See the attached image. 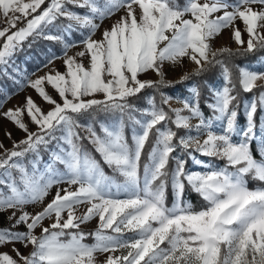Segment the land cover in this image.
Returning a JSON list of instances; mask_svg holds the SVG:
<instances>
[{"label": "snow or ice", "instance_id": "obj_1", "mask_svg": "<svg viewBox=\"0 0 264 264\" xmlns=\"http://www.w3.org/2000/svg\"><path fill=\"white\" fill-rule=\"evenodd\" d=\"M68 4L87 7L91 15L81 16L71 11ZM132 5H138L139 17ZM252 5L261 7L257 10ZM121 7L127 9L126 16L104 30L102 39L93 40L91 35L100 27L94 17L102 20ZM215 13L222 15L213 16ZM186 14L191 18L185 19ZM0 15L6 21L0 28L2 77L13 78L9 68L14 66V57L23 51L29 38L60 39L45 31L59 18L75 21L80 28L88 29V35L82 40L65 44V54L68 47L81 43L85 51L77 56L89 57L87 67L68 56L63 61L65 72L55 70L27 81L42 101L51 106L50 110L45 112L28 96L22 107L0 113L26 133L25 139L13 143L11 151L5 150L0 155V170H3L0 212L42 201L53 184L69 185L58 188L52 200L35 214L21 212L17 216L16 211H11L7 217L9 226L0 227V247L12 244L15 258L7 252L0 253V264H95V253L117 251L121 254L109 255L104 264H264V187L250 189L247 180L250 177L264 182V136L258 144L261 160L254 158L251 151V142L256 139L254 116L258 108L264 110V90L259 92L258 100L253 98L245 105L246 125L241 130L237 124L239 105L233 106L237 99L233 95V73L224 61L217 59L223 53L229 56L234 53L227 48L212 52L209 43L222 29L232 27L231 38L237 44H244L241 31L234 23L238 19L248 35L246 52L264 49V0H236L235 3L185 0L183 6L177 0H107L103 6H99L98 0H82V3L0 0ZM21 21L23 26L17 27ZM73 27L71 23L67 25L69 31ZM189 50V58L198 66L195 75L207 70L204 65L223 66L225 86L213 91V101L207 105L213 116L205 118L198 89L192 91L191 100L159 92V105L155 95L147 97L146 108H137L130 102L146 88L159 90L173 86L163 79L162 66L165 61L178 62L189 55ZM57 58L49 57L48 63ZM237 67V79L244 92L257 87L264 89V84L257 83L264 81V72ZM149 70L161 79L138 78ZM186 79L187 75L179 83ZM45 85L51 86L59 101L45 90ZM94 94H102L103 99H84ZM172 99L182 102L183 107L166 111L163 105ZM96 111L118 113L119 119L111 124L96 119L91 123L79 122L78 116ZM24 115L37 126V132L29 131L22 119ZM125 117L138 128L132 132L131 144L125 135ZM193 118L198 120L195 129L189 123ZM213 119L224 123L222 132L212 131ZM169 120L176 129L188 130V134L178 137L176 144L173 140L177 131L159 127L162 122L167 125ZM153 130L155 143L141 172L142 153ZM193 131L195 136L191 135ZM202 134L205 138L201 142L198 137ZM235 135L240 136L238 142L232 139ZM57 140L59 147L52 152L51 159L53 163L63 164L65 171L58 172L50 163L41 172L36 164L41 159L39 148H47ZM84 140L113 172L123 177V182H116L105 174L99 162L84 148ZM177 148L189 156L192 153L188 150L193 149L201 155L223 159L226 165L205 172H189L186 161L172 155ZM29 152L37 154L30 172L18 162ZM195 162L203 164L200 160ZM185 181L206 201L203 209L194 211L183 200ZM169 182L174 195L171 207L165 202ZM72 185L78 187L72 190ZM82 203L89 207L77 216L75 206ZM65 211L66 218L62 215ZM53 215V222L43 227L42 221ZM96 216L99 225L95 232L79 230L81 224ZM21 225L24 230H17ZM38 226L39 236L34 234ZM106 230L117 235H110ZM125 232L134 235L122 239ZM89 235L95 238V244L83 243ZM17 243L24 247L31 245L32 250L24 255L15 247Z\"/></svg>", "mask_w": 264, "mask_h": 264}, {"label": "rangeland", "instance_id": "obj_2", "mask_svg": "<svg viewBox=\"0 0 264 264\" xmlns=\"http://www.w3.org/2000/svg\"><path fill=\"white\" fill-rule=\"evenodd\" d=\"M78 3H82V0H77ZM107 0H98L99 6H103L106 4ZM199 2L203 3L205 0H199ZM230 2L235 3L236 0H230ZM185 2L183 3V5ZM182 5V6H183ZM67 7L81 16L84 15H91L89 12V9L87 7H75L72 4H68ZM135 14L137 17L140 15V10L138 5H132ZM253 8L259 9L261 6L260 5H252ZM231 10V9H229ZM127 9L125 7H121L118 11H115L114 14L107 16L105 18L101 19H96L94 17V22L99 24L100 27L91 35V38L93 40H99L102 39V33L106 29H110V27L116 23L122 16H126ZM216 15H222V13H215L213 16ZM185 19H190V15H185ZM73 24V30L69 31L67 29L68 24ZM235 27L239 28L241 31V36L242 40L245 42L244 44H237L234 39L231 38V33L233 31L232 27L222 29L221 33L217 35L216 37L212 38L209 43H210V48L211 51L213 52L215 49L222 47V46H229V47H238V46H247V40H248V35L247 32L245 31V26L243 25L242 21L236 20L235 22ZM47 34H51L53 36H58L60 39L58 40H48L44 38H37V39H32L29 38L28 41L24 43L23 46V51L22 53L18 52L16 56L14 57V66H11L9 68V72L11 73V77L13 78H8L7 77H2L0 76V100H3L2 105H0V113H3L4 111H7L8 109H15L17 107H22L25 101V98L28 96H31L33 100L44 110L45 112L50 110V105L47 103L43 102L42 99L38 96V94L35 92L34 89H32L30 86L27 85L28 80H35L36 78L40 76H44L45 74L49 72H53L55 70H59L60 72H65V67H64V59H66L68 56L75 57L77 62L83 63L85 67L88 66L89 64V57L85 55L84 57L77 56V53L85 51L84 45L81 43H77L72 47H68L66 50V54L64 52L65 49V44L67 42H72V41H80L82 40L85 36L88 35V29L86 28H80L78 25H76L75 21H69L65 18H59L58 21L54 22L52 26H49L46 30ZM167 35H171V33H167ZM29 44H31V47H29ZM0 45H2V41H0ZM163 47V44L160 45ZM57 56L59 58L53 60L51 63H48V59L51 56ZM191 55L190 50H189V55L182 57L178 60V62L173 63L169 61H165L163 66H162V71L164 73L165 78H176L181 76L183 73L186 71H190L193 68H195L197 65L196 63L189 58ZM211 55V52L209 53V56ZM47 64V66H43ZM240 67H244L250 71H255V72H264V55L260 56L258 59H256L253 62H248V63H243L241 64ZM19 69V71H17ZM159 75L152 70H149L146 73H141L139 74L138 78L142 81L146 80H152V79H157ZM260 82V81H258ZM257 82V83H258ZM225 86V80L223 76V72L219 78L214 80L213 82L209 83V87L211 90V100L208 102L211 103L213 101V91L214 90H219L222 89ZM186 87L188 91L186 93H181V92H176L175 94H170L166 91H163L167 93L168 95L172 97H180L182 99H192V91L196 89V86L193 81H189L186 83ZM45 90L49 92L54 98H56L59 101L58 94H56L52 89L51 86L45 85ZM264 90V89H261ZM260 90V91H261ZM259 91V92H260ZM150 95L146 96L147 97ZM259 96V94H258ZM103 99L102 94H94V96L91 97H84L85 100L87 99ZM254 97H248L243 99V109L245 108V105L248 104ZM169 106L171 108H182L183 104L182 102L172 99L169 101ZM148 107V104L146 103L145 106L141 108H146ZM182 115H188L187 112H182ZM213 112L211 114H204L205 118L213 116ZM174 118V117H173ZM22 119L28 124L29 131L35 132L38 130L37 126L28 119L26 115L22 117ZM119 119V114L115 115V117L109 121H105L109 124L113 123L114 121ZM99 121H104L102 119H98ZM81 124L84 123H91V120H79ZM190 126L195 129L196 124L198 123V120L196 118H193L189 121ZM126 124L129 125V133L130 136L132 135V132L134 130L138 131V128H135L134 125L126 120ZM238 127L242 130L245 125H246V119L245 121L239 123L237 122ZM211 126H212V131L216 133L222 132V128L224 126V123L222 121H218L213 119L211 121ZM159 127H168V125H160ZM262 127H264V110L261 111L260 114V124L258 128H255V134H256V142L257 144L261 143V137L264 136V131H262ZM169 128V127H168ZM83 131V130H82ZM99 132V130H97ZM8 133L11 134L10 138L8 136ZM85 134V133H84ZM188 134V130L185 129V131L180 135L184 136ZM59 135V133H58ZM191 135L195 136L196 133L193 131ZM26 133L18 128L12 121L9 119L5 118L3 115H0V145H3V147H0V155L4 153L6 149H9L11 151L13 148V143H19V141L25 139ZM199 140L202 142L205 136L202 134L199 137ZM234 141H239L240 136L235 135L232 137ZM59 140L55 141L52 146L49 147V153L46 157H43L40 155L38 152V155L41 159L36 160V164L41 172H43L47 166L52 163L53 167L57 169L58 172H64L65 167L59 166L56 162L53 163L51 156L52 152L59 147ZM66 147V145H65ZM151 151V150H150ZM191 152V159L193 160L194 164H191L186 167L187 171L189 172H205L209 171L212 169H220L225 167V164H218L210 159H207L204 156H201L199 152L194 151L193 149L188 150ZM37 154L35 153L34 155L30 153H26L25 156L19 158V163L26 167L28 171H31L32 168V162L36 159ZM200 160L203 162V164H197L195 161ZM259 160V159H257ZM148 162V161H147ZM146 162V163H147ZM232 170V169H229ZM13 175L18 176V173H13ZM108 176V175H107ZM110 177V176H109ZM0 178H3V170H0ZM113 179L112 177H110ZM115 180V179H113ZM116 182H123L122 180H115ZM69 185L67 183H60V184H53L52 187L48 190V194L43 198L42 201L36 202V203H28L24 205L20 209H14V210H5L3 212H0V227H7L9 226V221L7 220V217L11 214V211H16L17 216L21 214V212H27L30 215L35 214L39 211H41L51 200L52 198L56 195L57 189H65L68 188ZM78 187V185H72L71 189L75 190V188ZM258 187H264V186H255V189ZM63 194V192H61ZM174 203V200L172 204ZM169 205L168 207L172 206ZM89 205L87 203H82L80 205L75 206V215L81 216L83 215ZM201 210V209H200ZM199 211V210H196ZM63 217H67V211H65L63 214ZM54 220V215L51 218H45L42 221L43 227H48ZM99 225V217H93L91 220H89L86 223L81 224L80 226H85V227H94L96 229L98 228ZM19 231L24 230V226L21 225ZM108 234L110 235H117L115 233L107 231ZM41 233V228L38 226L34 230V234L39 236ZM133 233L131 232H125L122 236V239H129L133 237ZM67 237H65L66 239ZM83 243L92 245L96 243V240L94 239L92 242H85ZM166 245H162V247H165ZM12 244H7L3 247H0V253L7 252L8 254L12 255L15 258V253L12 252ZM19 251L24 254L28 255L30 253L31 245L28 247H24L21 244L17 243L15 245ZM120 251H117L115 253H107V252H97L95 253V264H104V261L109 255H120Z\"/></svg>", "mask_w": 264, "mask_h": 264}, {"label": "trees", "instance_id": "obj_3", "mask_svg": "<svg viewBox=\"0 0 264 264\" xmlns=\"http://www.w3.org/2000/svg\"><path fill=\"white\" fill-rule=\"evenodd\" d=\"M185 2V0H177V3L182 6L183 3ZM221 48H227L229 49L232 53H234V55L229 56L227 53H223L219 56H217L218 60L224 61L227 66L231 69L232 73H233V83L235 84V89L233 91V95H235L237 97L236 101L234 102L235 106L236 104L239 105L238 108V118H237V122L241 123L243 121H245V111L243 109V99L244 98H248L253 96L254 98H256L258 100V94L259 91L261 90V88L257 87L255 88L253 91L251 92H244L241 88V86L239 85L238 82V67L237 66H241V64L243 63H248V62H253L256 59H258L260 56L264 55V49H257L254 50L251 53L246 52V48L247 46H238V47H229V46H222L219 47L217 49H215L213 52L217 51L218 49ZM22 53V51L20 52ZM209 59H211V55L209 56ZM198 66H196L195 68H193L190 71H186L185 73H183L181 76L176 77V78H165L163 77V79L165 81H169L172 83L173 86L171 87H163L160 88L159 90H154L151 88H146L145 90L142 91L141 94L138 95V97L135 98H131L130 102L135 104L137 106V108H141L143 106L146 105L147 100H146V96L147 95H155V100L157 102V104H160V95L159 92H163L166 91L170 94H175L176 92H181V93H186L188 91L187 87H186V83L189 81H193L196 89L199 90V105L200 108L202 110V112L204 114H211L212 110L210 108L207 107V105L209 104V100H211V90L209 87V83L213 82L214 80H216L217 78H219L223 72V66L221 64H215L213 66H208V65H204V67L207 69L204 72H201L199 75H195V70L197 69ZM185 75L188 76V79L184 80L183 83H179V81H181L182 77H184ZM8 79V78H7ZM161 77L159 76L157 79H152L151 81H158L160 80ZM259 84H264V81H260L258 82ZM163 107L165 108V110L167 111L168 108H171L168 105H163ZM262 109L258 108L257 113L254 116V120L256 122V127H259L260 124V114H261ZM118 113H103V112H89V113H85L83 115L78 116V120H91L93 121V119H102L104 121H109L111 119H113L115 117V115H117ZM171 116V113L169 114ZM125 120H127V117H125ZM161 125H164L163 122ZM168 127L171 128L174 131H177V137L174 138L173 143L176 144L178 142V137L185 131V129H176L175 126L173 124H171V121L169 120V122L167 123ZM97 130H99V127L97 126ZM38 131V130H37ZM35 131V132H37ZM81 135H84V132L82 131V129H80ZM58 135V134H57ZM125 135H126V139L128 140L129 144H131V136L129 133V125L125 124ZM55 141L51 142L47 148H45L44 146H40L39 148V153L41 156L46 157L49 153V147L52 146L54 144ZM155 143V130H153V132L150 134V138L149 141L146 142V146L145 149L142 153V158H141V172L143 169V164H145L148 161V153L150 152L153 144ZM83 146L85 149L88 150V152L93 156V158H95L101 168L103 169V171L105 172L106 175L112 177L115 180H122L123 177H121L118 173L113 172L112 168H110L107 164H105L102 160V158L100 157V155L98 153H96L92 147L91 144L88 143L87 140L83 141ZM13 148V147H11ZM6 150H10L6 149ZM190 150V149H189ZM251 151L254 155V158L261 160V153L258 149V144L256 142V140L254 139L251 142ZM30 154L34 155L35 153L29 152ZM173 156H178L183 158L186 161V165L185 167L194 164L193 160L191 159V157L188 155V152L182 151L180 148H177L176 151L172 154ZM201 155V154H200ZM204 156V155H201ZM207 159H210L216 163H220V164H225L226 165V161L223 159H218V158H214V157H208V156H204ZM59 166H63V164H60L59 162H56ZM174 162L171 163V167H174ZM248 180V187L254 188L255 186L259 185V186H264V182H260V181H256V180H252L250 177L247 178ZM174 200V195L172 193V188H171V183H168V186L166 188V205L169 206L172 204ZM183 200L188 202L191 206L192 209L194 211L196 210H200L203 209L206 206V201L203 200V198L201 197V195L199 193H197L196 191H194V189L187 184V182L185 181V190L183 192ZM80 231H83L85 233H92L94 232L95 228L94 227H85V226H80ZM72 231H77L76 229H73ZM111 232V230H106ZM95 238L91 235L87 236V238L84 240L85 242H92Z\"/></svg>", "mask_w": 264, "mask_h": 264}, {"label": "built area", "instance_id": "obj_4", "mask_svg": "<svg viewBox=\"0 0 264 264\" xmlns=\"http://www.w3.org/2000/svg\"><path fill=\"white\" fill-rule=\"evenodd\" d=\"M5 24H6L5 18H4L2 15H0V28L4 27ZM23 24H24V22L21 21V22H19V23L17 24V27H22Z\"/></svg>", "mask_w": 264, "mask_h": 264}]
</instances>
